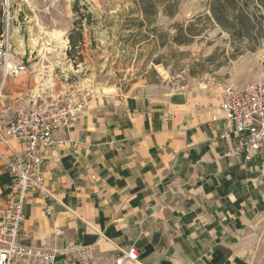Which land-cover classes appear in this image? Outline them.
Wrapping results in <instances>:
<instances>
[{
  "label": "crops",
  "instance_id": "crops-1",
  "mask_svg": "<svg viewBox=\"0 0 264 264\" xmlns=\"http://www.w3.org/2000/svg\"><path fill=\"white\" fill-rule=\"evenodd\" d=\"M224 85L89 98L42 156L56 201L29 192L21 241L56 260L80 243L99 263L133 245L142 264H264V161L225 155ZM34 94L3 93V121ZM10 179L0 162V206Z\"/></svg>",
  "mask_w": 264,
  "mask_h": 264
},
{
  "label": "rangeland",
  "instance_id": "rangeland-1",
  "mask_svg": "<svg viewBox=\"0 0 264 264\" xmlns=\"http://www.w3.org/2000/svg\"><path fill=\"white\" fill-rule=\"evenodd\" d=\"M209 1L178 0L173 16L145 20L135 0H9L11 58L26 70L7 77L3 93L26 87L87 102L136 90L164 95L210 79L234 86L256 79L264 71V7L239 0L261 17L249 37L237 39L208 17ZM178 31L181 44L172 41ZM77 32L82 41L73 50Z\"/></svg>",
  "mask_w": 264,
  "mask_h": 264
},
{
  "label": "built area",
  "instance_id": "built-area-1",
  "mask_svg": "<svg viewBox=\"0 0 264 264\" xmlns=\"http://www.w3.org/2000/svg\"><path fill=\"white\" fill-rule=\"evenodd\" d=\"M5 30L0 40V107L6 78L23 74L26 66L11 58L9 46V0L3 1ZM256 79L225 84L219 97V110L226 122L219 138L229 141L225 155L248 162L264 161V71ZM31 106L17 110L9 121L0 117V162L11 175L8 192L0 206V264H142L133 245L115 247L116 253L99 263L92 249L80 243H68L56 252L24 244L19 236L29 192L40 199L56 201L40 172L42 156L51 146L61 143L54 133L68 131L84 112L86 101L34 94Z\"/></svg>",
  "mask_w": 264,
  "mask_h": 264
},
{
  "label": "trees",
  "instance_id": "trees-1",
  "mask_svg": "<svg viewBox=\"0 0 264 264\" xmlns=\"http://www.w3.org/2000/svg\"><path fill=\"white\" fill-rule=\"evenodd\" d=\"M139 11L144 19L153 18L158 12H162L166 16H173L177 11L178 0H135ZM73 8L78 10V3L73 2ZM260 5L264 7V0H259ZM241 4V5H240ZM239 4V0H210L208 10L210 11L209 18H212L221 28L230 33H234L237 39L242 37H249L248 28L254 25L255 20L260 19L252 10H248V3L243 1ZM231 9V10H229ZM231 17L235 23H230L229 28L227 21ZM253 20V21H252ZM5 30V9L2 0H0V40ZM182 34L178 31L172 38L176 44H181L183 41L179 39ZM75 39L70 35L71 49L74 50L75 46L82 41L80 32H77ZM71 51L69 52V54Z\"/></svg>",
  "mask_w": 264,
  "mask_h": 264
}]
</instances>
